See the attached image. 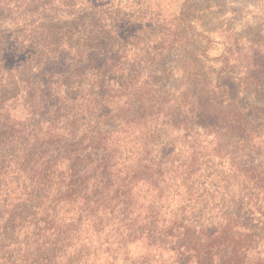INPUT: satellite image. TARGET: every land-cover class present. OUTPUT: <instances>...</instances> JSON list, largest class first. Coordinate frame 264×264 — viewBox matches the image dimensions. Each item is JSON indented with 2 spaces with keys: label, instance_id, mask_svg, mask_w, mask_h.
Returning a JSON list of instances; mask_svg holds the SVG:
<instances>
[{
  "label": "trees",
  "instance_id": "trees-1",
  "mask_svg": "<svg viewBox=\"0 0 264 264\" xmlns=\"http://www.w3.org/2000/svg\"><path fill=\"white\" fill-rule=\"evenodd\" d=\"M193 1L0 0V264H264V37Z\"/></svg>",
  "mask_w": 264,
  "mask_h": 264
},
{
  "label": "rangeland",
  "instance_id": "rangeland-1",
  "mask_svg": "<svg viewBox=\"0 0 264 264\" xmlns=\"http://www.w3.org/2000/svg\"><path fill=\"white\" fill-rule=\"evenodd\" d=\"M183 1L167 0V3L175 5L176 9ZM193 3L203 6L202 8H212L204 13L193 12V17L202 19L210 28L216 30L215 36L218 40H228L229 34L238 40L241 36H257L260 40L264 37V0H194ZM214 49L213 54L221 51L217 45Z\"/></svg>",
  "mask_w": 264,
  "mask_h": 264
}]
</instances>
